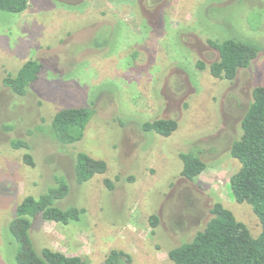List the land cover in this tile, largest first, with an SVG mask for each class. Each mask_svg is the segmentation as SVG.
Returning a JSON list of instances; mask_svg holds the SVG:
<instances>
[{
  "label": "rangeland",
  "instance_id": "374dc122",
  "mask_svg": "<svg viewBox=\"0 0 264 264\" xmlns=\"http://www.w3.org/2000/svg\"><path fill=\"white\" fill-rule=\"evenodd\" d=\"M229 38L259 47L233 80L210 72L220 57L210 41ZM29 59L43 67L18 95L4 78ZM259 85L264 0H29L21 13L0 11V264H19L9 228L18 204L56 186L55 176L70 187L55 204L86 211L68 224L32 219L38 252L50 247L105 264L110 251L123 250L132 256L125 264H175L170 250L205 227L215 200L259 236L252 205L236 202L230 187L240 166L231 147ZM75 106L94 115L81 140L62 144L52 119ZM161 118L178 122L171 135L142 128ZM14 139L30 149L12 147ZM189 151L207 163L196 180L182 175L180 154ZM78 152L106 161L107 171L79 183Z\"/></svg>",
  "mask_w": 264,
  "mask_h": 264
},
{
  "label": "trees",
  "instance_id": "16d2710c",
  "mask_svg": "<svg viewBox=\"0 0 264 264\" xmlns=\"http://www.w3.org/2000/svg\"><path fill=\"white\" fill-rule=\"evenodd\" d=\"M29 6V0H0V11L21 13ZM218 49L220 57L210 64V72L217 78L233 80L241 68H247L259 52V47L250 41L238 38L210 41ZM42 63L36 59L27 60L15 74L4 78V85L18 95L26 93L36 82L42 70ZM204 68V63H199ZM90 106L66 107L53 117L50 131L55 140L62 144H73L84 136L87 124L94 115ZM242 135L234 141L231 155L238 159L240 166L231 176L230 187L238 203L251 204L258 216L262 232L254 237L246 223L221 200H215L211 217L205 227L196 232L191 241L174 247L169 252L175 264H264V86H256L253 100L242 119ZM178 127L173 119H154L142 124L146 131H154L163 136L171 135ZM12 147L30 149V144L22 139H14ZM75 175L79 183L86 182L96 174L107 171V162L95 159L84 152L76 156ZM182 175L196 180L207 163L194 151L182 152ZM24 160L34 165L30 152ZM56 186L39 197L26 196L17 206L16 215L10 222V232L18 244L16 261L19 264H90V260L79 255H68L63 251L44 247L38 252L30 235L32 219L42 217L63 224L80 220L85 208H61L55 203L68 195L70 187L64 176H55ZM108 188L114 184L105 180ZM153 226L158 216L150 217ZM132 256L123 250L110 251L105 264H125Z\"/></svg>",
  "mask_w": 264,
  "mask_h": 264
}]
</instances>
